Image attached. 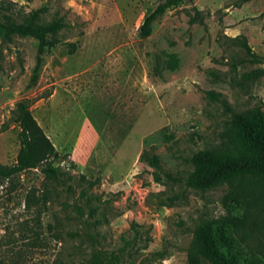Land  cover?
Here are the masks:
<instances>
[{
  "label": "rangeland",
  "instance_id": "374dc122",
  "mask_svg": "<svg viewBox=\"0 0 264 264\" xmlns=\"http://www.w3.org/2000/svg\"><path fill=\"white\" fill-rule=\"evenodd\" d=\"M11 1L23 11L46 7L43 22L64 17L67 26L37 80L38 40L0 35V127L10 123L0 163L18 158L12 110L31 99L60 152L52 161L69 175L0 178V264H90L96 253L106 264H189L201 225L239 264H264V176L187 184L208 169L198 164L204 152L252 148L226 104L264 111V71L253 73L264 68V0H188L147 37L141 25L165 0ZM144 149L173 178L157 179Z\"/></svg>",
  "mask_w": 264,
  "mask_h": 264
},
{
  "label": "trees",
  "instance_id": "16d2710c",
  "mask_svg": "<svg viewBox=\"0 0 264 264\" xmlns=\"http://www.w3.org/2000/svg\"><path fill=\"white\" fill-rule=\"evenodd\" d=\"M188 0H165L161 2L144 19L141 25V35L150 36L154 31L155 22L168 10L178 7ZM47 12L46 7L23 11L16 7V2L11 0H0V35L9 39L12 35H28L36 38L38 45V62L34 75V80L38 78V72L43 64V56L54 49L58 39L54 36L67 26L64 17H58L48 22H43V15ZM198 15L191 19L196 21ZM53 37V39L51 38ZM244 47L254 60H260L249 43L244 40ZM264 68L257 69L253 73L263 72ZM210 95H215L210 91ZM33 101L23 99L17 102L12 110V122L20 125L21 151L15 163L6 165L0 163V178L10 179L16 175L30 170L38 169L44 175L56 182H62L69 175L60 166L53 163L54 158L60 156V152L52 143L43 127L32 111ZM226 108L231 112V123L239 131L240 138L248 141L252 148L243 145L237 153H216L214 151L204 152V156L198 159L200 166H208L201 174H191L187 179V184L197 188H207L217 186L226 180L236 176H264V111L255 108L250 112H238L226 104ZM10 123L4 122L0 127V132L9 129ZM141 160L156 168L155 175L161 179L165 174L169 178L173 175L164 171L159 154L153 149H144ZM74 166L75 163H72ZM95 180H90L95 184ZM72 188L71 186H69ZM79 213L82 209L78 207ZM220 239L225 246L230 248L224 236ZM189 264H239L236 256L230 251L225 254L220 250L218 241L207 231L206 225H201L194 230L191 246L188 251ZM90 264H106L105 259L99 253L95 254Z\"/></svg>",
  "mask_w": 264,
  "mask_h": 264
}]
</instances>
